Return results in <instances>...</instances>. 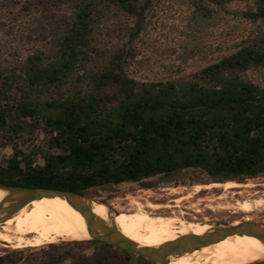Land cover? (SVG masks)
I'll list each match as a JSON object with an SVG mask.
<instances>
[{
  "label": "trees",
  "instance_id": "trees-1",
  "mask_svg": "<svg viewBox=\"0 0 264 264\" xmlns=\"http://www.w3.org/2000/svg\"><path fill=\"white\" fill-rule=\"evenodd\" d=\"M57 1L68 13L54 39L21 64L0 68V143L11 148L0 157V183L89 195L122 183L151 187L189 168L216 182L264 176V87L238 74L264 68V38L188 79L140 81L127 65L155 0ZM242 14L264 19V0ZM104 28L117 37L111 46L102 43ZM39 137V145L30 144ZM92 243L102 251L86 254ZM113 250L122 253L119 264L129 255L153 264L93 240L50 243L42 258L45 264H108ZM21 256L13 251L0 264Z\"/></svg>",
  "mask_w": 264,
  "mask_h": 264
},
{
  "label": "rangeland",
  "instance_id": "rangeland-1",
  "mask_svg": "<svg viewBox=\"0 0 264 264\" xmlns=\"http://www.w3.org/2000/svg\"><path fill=\"white\" fill-rule=\"evenodd\" d=\"M28 1L0 0V68L21 64L34 48L42 46L47 40H53L68 13L66 6L57 0L32 1L31 4ZM257 1L232 0L220 5L215 0H155L147 12L142 31L134 41L135 54L128 62V74L140 81L185 80L205 65L245 44L264 38V19L253 20L242 14L249 9L255 10ZM203 7L209 9V15L204 13ZM116 41L115 33L104 28L102 43L111 46ZM238 74L243 79L264 87V68H252L239 71ZM40 143V137L30 142L34 146ZM10 152L9 145L2 146L0 143V157ZM229 181L233 180L212 181L205 172L189 168L176 173L171 180L158 182L151 187L122 183L98 187L89 195L106 199L116 213L123 211L131 214L134 219L133 201H138L146 212H152L150 215L153 217L177 216L188 222L207 225L237 224L244 220L264 221V176L234 180L233 182L248 186L229 189L223 200L211 202L214 205L221 202L227 208H208L207 201L195 207L187 202L182 206H174V201L185 194H172L171 190L174 188H190L195 184H223ZM222 193L225 191L221 187H214L212 191L204 189L199 195L206 198ZM242 200H261L262 203H254L253 209L245 212L235 205ZM149 203L159 205L160 208L151 209ZM89 241L58 240L20 248L6 246L0 241V256L22 251L20 260L15 264L23 261H28V264H45L42 254L48 244ZM69 247L82 249V246L77 245ZM84 250L88 255L97 250L102 251L96 243L88 245ZM113 252L108 264H119L122 253L118 250ZM124 263L138 264V261L135 256L129 255Z\"/></svg>",
  "mask_w": 264,
  "mask_h": 264
},
{
  "label": "bare ground",
  "instance_id": "bare-ground-1",
  "mask_svg": "<svg viewBox=\"0 0 264 264\" xmlns=\"http://www.w3.org/2000/svg\"><path fill=\"white\" fill-rule=\"evenodd\" d=\"M240 186L245 187L248 184L233 181L223 184H195L190 188H174L171 192L172 194L185 193L184 196L174 201V206H182L184 202H187L195 207L203 201H207L209 202L206 204L208 208L221 210L227 206L221 202H216V205L211 202L217 199L223 200L227 190ZM214 187H221L225 193L216 197H200L199 194L204 189L212 191ZM3 195L4 192L0 190V199ZM254 203L259 205L262 201L242 200L237 201L235 205L242 211L250 212ZM133 204L135 219L131 214L121 211L113 215L112 220L121 233L140 245L155 246L181 234L189 232L202 234L208 229L206 224L188 222L177 216L153 217L150 215L152 212H146L140 202L133 201ZM148 206L151 209L160 208L159 205L151 203ZM91 207L96 216L104 220L109 218V214L102 204L93 202ZM88 238L89 234L83 216L59 196H43L34 199L14 216L0 223V241L13 248L34 247L58 240H85ZM262 259H264V245L257 238L246 234H235L180 257L172 258L168 264H250Z\"/></svg>",
  "mask_w": 264,
  "mask_h": 264
},
{
  "label": "water",
  "instance_id": "water-1",
  "mask_svg": "<svg viewBox=\"0 0 264 264\" xmlns=\"http://www.w3.org/2000/svg\"><path fill=\"white\" fill-rule=\"evenodd\" d=\"M4 195L0 199V223L14 216L27 203L43 196H59L73 206L84 218L89 238L122 248L135 255L142 256L153 264H168L172 258L180 257L208 244L220 241L230 235H249L257 238L264 245V221L244 220L237 224L207 225L202 234L189 232L155 246L140 245L126 237L114 224L112 218L116 212L109 202L98 196L82 194L70 190L43 187H28L0 183ZM96 202L105 206L109 218L104 220L96 216L91 204ZM82 241V240H76ZM264 259L250 264H258Z\"/></svg>",
  "mask_w": 264,
  "mask_h": 264
}]
</instances>
